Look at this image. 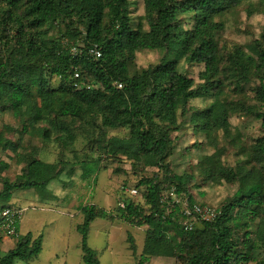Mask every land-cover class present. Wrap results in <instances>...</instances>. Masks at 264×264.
<instances>
[{
    "label": "trees",
    "instance_id": "1",
    "mask_svg": "<svg viewBox=\"0 0 264 264\" xmlns=\"http://www.w3.org/2000/svg\"><path fill=\"white\" fill-rule=\"evenodd\" d=\"M243 1L142 0L144 12L133 18L130 0H0V112H11L20 123L17 129L2 126L0 150L23 164L11 180L2 175L8 163L0 160V206H15L16 189L45 187L58 178L69 163L66 150L81 137L84 160L75 162L83 164L82 178L96 172L103 155L113 161L124 155L135 167L157 169L137 183L145 187L143 200L119 198L117 214L95 204L80 206L83 220L77 230L84 264H101L98 251L88 245L92 222L116 217L145 227L140 250L130 233L126 237L134 264L159 257L182 264L258 262L264 251V26L259 38L226 48L220 45L222 25L215 21ZM259 2L264 12V0ZM70 43L97 44L101 58L74 57ZM141 50L162 56L156 64L132 68ZM181 62L203 65L198 83L178 71ZM72 65L90 88L74 86ZM194 98L208 102L194 112V132L200 136L194 146L221 131L241 156L235 166L222 161L223 146L198 159L196 174L170 169L171 133L181 128L178 118ZM235 113L260 120L262 135L249 145L232 132L229 119ZM123 128L124 136L110 134ZM16 132L18 138L10 136ZM25 135L52 144L58 160L43 163L40 147L21 141ZM204 183L238 187L216 208L214 220L185 230L181 206L169 209L160 201L163 189L174 184L177 193L195 203L190 188ZM18 238L11 249H0V264L29 262L40 254L41 235Z\"/></svg>",
    "mask_w": 264,
    "mask_h": 264
},
{
    "label": "rangeland",
    "instance_id": "2",
    "mask_svg": "<svg viewBox=\"0 0 264 264\" xmlns=\"http://www.w3.org/2000/svg\"><path fill=\"white\" fill-rule=\"evenodd\" d=\"M130 2L132 3L130 10L133 18L142 15L144 12L142 0H130ZM262 9L263 4L259 0H244L236 11L217 18L215 21L222 25L219 35L220 45L229 48L234 44L244 45L259 38L264 26ZM49 31L51 35L56 34L52 27L49 28ZM66 40L70 42L69 39ZM161 56L162 53L157 50H141L136 54L132 68L156 64ZM178 67L181 74L186 73L195 83L199 82L198 74L203 69L202 64L181 62ZM207 103V100L201 98L190 100L188 111L178 118L181 128L171 133L174 144L167 161L170 164V169L177 174L188 172L196 174L194 166L198 159L223 146L225 151L222 161L226 165L235 166L241 158L237 154V150L229 145L228 138H224L221 131L212 133L209 140L204 139L205 143L200 146H194V142L200 140V136L194 132V112L205 107ZM229 121L232 132L238 131L246 145L251 144L254 139L262 135L261 123L258 118L235 113ZM4 124L15 129L20 128L18 119L8 111L0 112V130ZM110 134L124 136L127 134V129H115ZM10 136L18 138L19 134L16 132ZM21 141L26 146L38 145L41 149L39 158L43 163L49 164L58 160V150L52 144L43 145L41 140L32 139L28 135H25ZM83 143V139L79 137L73 146L66 150L65 159L69 163L58 178L51 180L45 187H28L14 191L11 203L24 210L19 236L26 233H32L35 236L41 235L42 249L40 254L29 262L16 260L13 264H84L81 258L80 234L77 230V225L83 220L80 206L95 204L108 212L113 211L114 214H117L116 206L119 198L143 200L142 194L145 192V187L137 186V183L142 176H150L156 172V168H143L142 164L135 167L124 155H119L117 161L105 160L103 155L96 172L91 173L87 178H82L81 165L83 166V164L75 161L84 160ZM71 149L74 152H70ZM9 155L11 153L0 150V160H4L9 165L2 175L13 180L17 174L21 173L23 164L16 163ZM90 156L94 157L95 154L91 152ZM174 186V184L168 185L163 189L162 194L167 195ZM237 187L238 184L204 183L198 188L191 187L190 194L195 202L217 208L233 194ZM133 189L137 190V194L131 193ZM177 194L186 198L183 193ZM144 228L143 226L130 225L119 217L112 221L96 219L90 227L88 245L98 251L101 264H134L126 237L130 233L140 250L145 236ZM253 228L252 231H254ZM18 239L0 241L1 251L6 252L14 247ZM258 258V262L264 259V251H259ZM258 262L251 264H258ZM155 264L182 263H176L172 258H161Z\"/></svg>",
    "mask_w": 264,
    "mask_h": 264
},
{
    "label": "built area",
    "instance_id": "3",
    "mask_svg": "<svg viewBox=\"0 0 264 264\" xmlns=\"http://www.w3.org/2000/svg\"><path fill=\"white\" fill-rule=\"evenodd\" d=\"M63 46L66 47V42H62ZM69 52L75 56H81L87 54L95 60L101 58V48L97 44H92L85 47L82 43L68 45ZM71 77L74 79V86H83L90 88V85L80 80V71L78 66H71ZM117 86L122 87V83L118 82ZM134 195L137 194V190H131ZM160 201L164 203L169 209L175 207V205L181 206V213L184 216L182 220L185 230H195L197 226L204 222H210L216 218L219 211L216 208L195 202L190 203L188 198L180 197L177 194L176 187H172L169 193L161 194ZM120 207L124 206L121 201L118 203ZM23 209L19 206H0V241L6 239H16L19 237V226L23 217Z\"/></svg>",
    "mask_w": 264,
    "mask_h": 264
},
{
    "label": "crops",
    "instance_id": "4",
    "mask_svg": "<svg viewBox=\"0 0 264 264\" xmlns=\"http://www.w3.org/2000/svg\"><path fill=\"white\" fill-rule=\"evenodd\" d=\"M21 225V224H20ZM19 229H20V226H19ZM162 257H159V259L157 258H152L151 261H150V264H155L156 261L160 260ZM164 259H169V258H164Z\"/></svg>",
    "mask_w": 264,
    "mask_h": 264
}]
</instances>
